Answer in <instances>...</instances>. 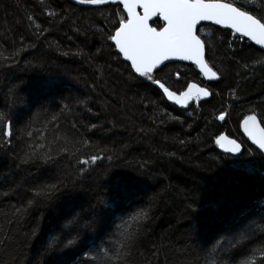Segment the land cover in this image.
I'll use <instances>...</instances> for the list:
<instances>
[{
	"label": "trees",
	"instance_id": "trees-1",
	"mask_svg": "<svg viewBox=\"0 0 264 264\" xmlns=\"http://www.w3.org/2000/svg\"><path fill=\"white\" fill-rule=\"evenodd\" d=\"M256 7L264 8V0H256ZM45 10L65 13L69 20L49 28ZM116 11V6L97 9L74 0H0V112L13 117L21 135L30 121V130L43 134L41 142L54 150L64 138L91 145L77 143L76 156L60 154L47 164H22L23 141L14 138L7 148L0 138V240L5 232L13 237L0 247V264H12L17 253L19 264H79L78 254H40V244L29 234L35 228L49 235L64 214L98 210L109 199L125 210L150 207L131 264H191L194 233L210 240L240 210L264 201V158L240 130L246 115L264 119V50L247 38L236 40L230 30L209 26L212 61L224 75L210 81L211 97L183 109L149 82L129 77L127 62L101 32L111 27L106 17L111 13L114 20ZM26 14L49 29L39 40L29 30ZM21 37L28 51L13 64L7 57L19 48ZM237 61L257 67L247 78L237 77ZM176 67L187 68L180 84L205 82L194 65ZM18 85L31 100V116L29 108L13 104ZM221 111L228 113L223 122L215 119ZM226 129L248 145L235 160L214 143ZM91 154L112 160L86 167L77 163V156ZM50 184L59 186L52 199L33 197L38 187ZM29 199L35 202L27 215L9 224L13 206Z\"/></svg>",
	"mask_w": 264,
	"mask_h": 264
},
{
	"label": "snow or ice",
	"instance_id": "snow-or-ice-1",
	"mask_svg": "<svg viewBox=\"0 0 264 264\" xmlns=\"http://www.w3.org/2000/svg\"><path fill=\"white\" fill-rule=\"evenodd\" d=\"M74 2L97 9L116 6L115 19L111 18V13L106 17L111 27L102 28L101 32L117 57L127 62L125 66L129 77L149 82L162 98L183 109H188L192 103L198 106L201 100L211 97L213 93L197 82L180 84L186 72L176 67L177 62L195 65L199 74L208 81H219L224 75L223 70L212 61L213 43L206 31L209 26L230 30L236 39L247 38L264 49V8H257L256 0ZM43 15L48 17L49 28L54 22L62 25L69 20L68 15L62 12L45 10ZM25 18L36 40L49 30L40 23H34L37 19L34 15L26 14ZM27 51L25 38L21 37L19 48H13L7 59L18 64V57H23ZM236 63V75L241 78H247L257 67L256 64ZM235 92L236 89H232V93ZM17 103L29 108L31 116V100L25 94L23 85H18L13 93V104ZM227 115L226 111H221L215 119L223 122ZM241 127L264 158V119H258L256 114L246 115ZM30 129L29 121L21 135L20 130H15L13 117L0 112V138L7 148H11L14 138L19 137L23 141V155L18 157L22 164H47L55 161L60 154L76 156L80 151L76 148L77 143L82 147H91L87 140L73 142L64 138L63 146L54 150L41 142L45 139L43 134L36 135ZM214 143L234 160L242 154L241 143L227 134L215 135ZM104 159L111 161L112 157L100 154L86 155L84 158L77 156V163L86 167ZM80 171L83 172L84 168ZM117 179L113 178L114 181ZM58 191V185H42L33 192V197L50 200L52 194ZM34 202V199H29L20 207L13 206L9 224L19 223ZM101 203L104 207L98 210L79 208L64 214L61 223L49 235L34 228L29 235L40 244L39 253L53 257L56 253H62L64 257L78 254L81 257L79 264H131L133 253L151 218L150 207L139 205L125 210L119 208L113 199ZM194 236L191 264H264V201L240 210L212 239L204 241L198 233H194ZM12 239L5 232L0 247H7ZM12 264H19L18 253L13 257Z\"/></svg>",
	"mask_w": 264,
	"mask_h": 264
},
{
	"label": "water",
	"instance_id": "water-1",
	"mask_svg": "<svg viewBox=\"0 0 264 264\" xmlns=\"http://www.w3.org/2000/svg\"><path fill=\"white\" fill-rule=\"evenodd\" d=\"M250 42H252L253 44H255L253 41H250ZM255 45H256V44H255ZM256 46L259 47V48H261L259 45H256ZM261 49H262V48H261ZM262 50H264V49H262ZM182 63H188V64H191L190 62H182ZM198 71H199V70H198ZM207 81H208V80H207ZM171 103H172V102H171ZM258 119H259V118H258ZM241 122H242V121H241ZM240 130H241V133H242L243 137L248 141V143L251 144V145H253V144L251 143V141L247 138V136L243 133V129H242V127H241V123H240ZM222 133L227 134L230 138H234V139H236L239 143H241V145H242V153H243V151H244V145H243V142H242L241 140H239V139L236 138V137L230 136V135L227 133L226 130H224ZM253 146H255V147L257 148L256 145H253ZM217 148H218V146H217ZM257 149H258V148H257ZM218 150H219L220 153L224 154V153L222 152L221 149L218 148ZM225 155H228V154H225Z\"/></svg>",
	"mask_w": 264,
	"mask_h": 264
},
{
	"label": "flooded vegetation",
	"instance_id": "flooded-vegetation-1",
	"mask_svg": "<svg viewBox=\"0 0 264 264\" xmlns=\"http://www.w3.org/2000/svg\"><path fill=\"white\" fill-rule=\"evenodd\" d=\"M177 63H182V62H177ZM182 64H185V63H182ZM186 64H188V63H186ZM192 65V64H191ZM193 66V65H192ZM195 66V65H194ZM198 70V69H197ZM184 72H186L187 71V68H185V70H183ZM203 78V77H202ZM204 79V78H203ZM191 82H197V83H200L202 86H207L209 89H210V91L212 92V89H211V86H210V81H207L206 79H205V82H202V81H199V80H191ZM240 140V139H239ZM242 140V139H241ZM242 142H243V145H244V149H245V147L246 146H248L247 145V142L244 140V138H243V140H242Z\"/></svg>",
	"mask_w": 264,
	"mask_h": 264
},
{
	"label": "built area",
	"instance_id": "built-area-1",
	"mask_svg": "<svg viewBox=\"0 0 264 264\" xmlns=\"http://www.w3.org/2000/svg\"><path fill=\"white\" fill-rule=\"evenodd\" d=\"M236 40H238V39H236ZM241 42H243L244 40H245V38H243V39H239ZM249 42V41H248Z\"/></svg>",
	"mask_w": 264,
	"mask_h": 264
},
{
	"label": "rangeland",
	"instance_id": "rangeland-1",
	"mask_svg": "<svg viewBox=\"0 0 264 264\" xmlns=\"http://www.w3.org/2000/svg\"><path fill=\"white\" fill-rule=\"evenodd\" d=\"M207 30V29H206ZM183 70H185V68H183ZM226 131H227V129H226ZM229 132V131H228ZM234 133V132H233ZM236 134V133H235Z\"/></svg>",
	"mask_w": 264,
	"mask_h": 264
}]
</instances>
